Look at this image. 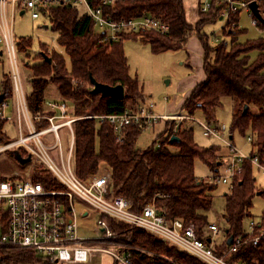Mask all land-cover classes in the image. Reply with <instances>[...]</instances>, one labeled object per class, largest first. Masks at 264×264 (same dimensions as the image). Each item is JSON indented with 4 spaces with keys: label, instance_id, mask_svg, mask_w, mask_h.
I'll use <instances>...</instances> for the list:
<instances>
[{
    "label": "trees",
    "instance_id": "16d2710c",
    "mask_svg": "<svg viewBox=\"0 0 264 264\" xmlns=\"http://www.w3.org/2000/svg\"><path fill=\"white\" fill-rule=\"evenodd\" d=\"M216 1L210 0L209 9L200 11L195 23L186 20L183 0H116L113 7H103L99 0H92V5L100 6L102 14L114 22L151 15L166 23L169 30L164 34L146 30L122 35L124 40L139 39L149 44L154 54L182 49L188 37L195 33L204 50L205 78L193 88L183 102L182 109L189 115L200 110L207 123H210L222 100L229 98L233 107L230 136L234 131L245 136L249 130L252 135L250 153L264 158V38L239 43L235 37L240 30L229 26L226 34L231 37L230 42L222 41L210 46L208 36L202 29L205 24L221 17L223 4ZM258 8L264 10V0L258 1ZM48 13L51 30L57 33L58 45L69 60V67L63 55L57 52L49 55L50 63L43 60L40 53L36 56L39 62L30 67L32 91L26 98L31 114L44 113L49 85L55 87L59 98L74 105L73 114L76 117L135 110L142 99V91L137 78L129 75L122 42L104 40L103 35L95 33L93 20L76 6L56 5L50 7ZM262 18L258 26L264 30V17ZM236 22V15H233L228 25ZM31 44L29 37L17 39L19 52L27 58L30 56L27 50ZM45 47L41 45V52L45 53ZM252 51L257 52L253 60L250 58ZM1 76L2 92L6 98H11L10 80L4 75V71ZM90 76L99 83L122 85L124 98L119 100L91 94ZM244 105L248 106L245 113ZM166 122L163 132L153 144L140 150L136 148V140L146 127L144 123L126 126L121 141H118L112 126L106 121L98 122L94 118L76 120L73 124L74 171L81 180H85L99 170L100 164H104L111 173V195L130 200L134 211H140L145 205L154 203L167 218H178L186 225L192 224L197 236L207 239L204 237V227L211 206L209 192L215 184L196 177L194 160L200 159L213 169L212 159L217 150L196 145L191 128L183 127L174 120ZM5 123L0 120V144L11 141L4 131ZM44 125L45 121L36 124L38 128ZM173 135L180 141L170 142ZM168 145L176 148V151H171ZM14 150L21 156L26 155L22 147L5 151L15 159ZM34 163L39 166L33 180L47 189H59L57 181L45 166L37 161ZM252 168L251 164L245 162L242 171L231 180L230 190L225 194L226 240L221 247H215V251L221 255L227 247L229 236L235 238L240 235L248 241L225 255V258L241 264H264V239L255 246L251 240L261 228L264 229V210L259 226H256L252 234H248L242 227V220L250 214L252 197L258 191L260 195H264V189L255 186ZM6 177L1 176L0 181ZM108 222L115 235L124 234L127 228L135 230L132 243L140 250L127 251L130 264H204L172 245L167 246L148 231L132 228L113 219H108ZM143 251L156 256H149ZM158 255L164 258L161 259ZM0 264L48 263H44L29 250L0 247Z\"/></svg>",
    "mask_w": 264,
    "mask_h": 264
},
{
    "label": "built area",
    "instance_id": "2783aa9c",
    "mask_svg": "<svg viewBox=\"0 0 264 264\" xmlns=\"http://www.w3.org/2000/svg\"><path fill=\"white\" fill-rule=\"evenodd\" d=\"M101 6L113 7L116 0H99ZM251 1L258 0H217L223 4L221 18H230L244 10L258 26L259 19L249 7ZM56 5L76 6L93 20L95 33L103 35L104 40H124L122 35L151 30L160 34L167 33L169 26L151 15L114 22L102 14L100 6H93L92 0H0V62L5 61L7 75L11 83V98H6L3 89V77L0 78V120L11 122L16 138L0 147V152L22 147L26 151L23 157H30L29 166L23 173H14L0 181V247H12L31 251L37 258L48 264H82L91 261L94 253L103 252L112 255L122 264H130L129 254L113 251L98 244H113L114 233L108 219L125 223L132 228L142 229L154 234L158 239L183 251L204 264H241L230 262L225 255L234 251L248 239L240 235L233 238L223 253L217 254L212 238L219 234L218 222L207 224V239L197 236L192 224L186 225L181 219L167 218L154 203L145 205L140 211L132 209V202L125 197L111 195L109 186L111 173L103 166L81 180L73 168L74 131L73 124L80 118H94L106 121L112 126L116 140L121 141L123 131L130 124L146 125L161 119L174 121L191 120L203 128L205 136H213L223 142L230 151L224 174L214 176L216 182L228 183L239 174L245 162L264 172V158L258 154L245 153L237 148L225 136L226 126H211L189 115H157L148 107L138 104L135 110H125L117 114L76 117L74 105L61 98L48 99L44 103L43 114H31L21 75L13 22L15 17L29 13L32 20L39 16L49 18L50 7ZM210 0H205L200 8L205 12ZM259 13L264 17V10ZM24 65V63H23ZM76 83V81H73ZM9 112V113H8ZM45 125L37 127V122ZM177 124L174 128L176 131ZM65 129L67 144L62 146L60 130ZM251 144L252 135L246 137ZM37 161L53 175L61 189H47L43 184L32 181L30 166ZM213 181V182H214ZM84 205L78 214L75 203ZM78 218H97L92 239H82L77 234ZM259 222H250L246 232L252 234ZM209 239V241H208ZM264 239L261 228L251 240L255 246Z\"/></svg>",
    "mask_w": 264,
    "mask_h": 264
},
{
    "label": "rangeland",
    "instance_id": "374dc122",
    "mask_svg": "<svg viewBox=\"0 0 264 264\" xmlns=\"http://www.w3.org/2000/svg\"><path fill=\"white\" fill-rule=\"evenodd\" d=\"M203 3H205V0H183L186 20L189 23H195V21L198 19L200 8L203 6ZM236 21V23H231L228 25L229 19L224 17L217 18L215 21L205 24L203 26L202 32L208 36V44L210 46H215L222 41L230 42L231 37L226 34V31L229 30V26L231 29L233 28L235 30H240V32L236 34L235 37L236 41L239 43H244L246 41H251L258 38H264V30L252 23V19L246 11L241 10L238 14H236ZM13 27L16 39L22 37L31 38L32 44L27 50L30 56L27 58L24 56V54L18 55L21 75L24 78V82L26 83L25 90L27 93H31L32 91L30 83L32 71L30 67L33 64L39 62V59L36 56L41 52V45L46 46L45 53L48 56L53 52L63 55L65 62L69 67V60L65 56L63 49L58 45L57 33L51 30L50 22L46 17L40 15L37 20H32L29 13L26 12L21 16L18 15L15 17ZM194 36L198 38L196 34H194ZM120 41L123 44V50L127 57L129 75L131 77H136L141 87L142 99L138 102V104L140 103L146 105L147 107L152 104V111L157 115H167L172 113H175V115H189L187 111L182 109L181 102L186 93L185 88L182 87H184L187 79L195 77L199 73L196 72L197 69L195 65L190 63L186 51L182 49L175 51L168 50L154 54L151 52L149 44L144 43L139 39H127ZM256 55L257 52L252 51L250 54L251 60H253ZM27 65H29V68ZM6 70L7 65L5 61H3L0 64V78L2 72H5ZM46 95L60 97L53 85H49L47 87ZM232 111V101L229 98H224L222 100L221 106L216 109L215 117L212 121H210V123H207L203 113L200 110H195L194 113L190 114L189 116H192L196 120L205 122L211 126H221L224 124L227 128L225 131V136L229 139V128L232 120ZM166 121V119H161L146 125V127L141 130L137 137L136 148L144 150L151 146L153 141L157 139L159 134L163 132L165 124L167 123ZM176 123H181L183 127L191 128L193 140L199 147H213L217 150L214 153V159H212L213 169L207 166L206 163L200 159L194 160V174L196 177L213 182L214 176L223 175L224 169L226 167L225 165L229 160V148L217 138L213 136H205L203 134V128L194 121L182 120L176 121ZM4 131L10 140L16 138V131L14 125L11 122L5 123ZM246 133L249 135L250 131L248 130ZM60 134V139L62 140L61 144L62 146H65L68 140L65 129L60 130ZM232 135L233 140H231V142L241 151L249 153L251 146L246 141L247 135H241L237 131H234ZM5 144H0V147L4 146ZM156 145L157 143H155V146ZM169 149L171 151H176V148L174 147L169 146ZM7 152L8 151L5 150L0 152V177H14V173L21 174L29 168V166L17 163L14 158H11L7 154ZM34 161L30 166V178L32 181H35L33 180V176L39 166V164L34 163ZM103 166L104 164H100V167ZM252 176L255 179V186L258 189H264V172L258 170L256 167H253ZM213 183L215 184V187L209 192V195L211 196V206L207 212V224L218 222L220 232L218 235L212 238V241L215 246L219 248L225 243L226 240L227 225L224 219L226 205L225 194L229 192L231 182L229 181L228 183H222L214 181ZM59 189H61V187ZM258 192H256V194L252 197V204L249 209L250 214L245 216L242 220V227L244 230H247L250 222H260L261 213L264 210V195L257 194ZM83 208L84 205L81 203H75V209L78 214ZM96 221L97 218H78V236L82 239L95 238L97 234L93 232L92 228ZM207 224L204 227V236L209 235ZM134 231V229L129 230V228H127L124 234H114V237L111 241L113 244L108 245L107 243L98 245L121 253H128V250H140L132 243L133 237L135 235ZM158 240L160 241V239ZM165 244L170 246L166 242ZM143 252L152 257L156 256L154 253L146 251ZM161 257L163 256H159V258Z\"/></svg>",
    "mask_w": 264,
    "mask_h": 264
},
{
    "label": "crops",
    "instance_id": "0c3cea01",
    "mask_svg": "<svg viewBox=\"0 0 264 264\" xmlns=\"http://www.w3.org/2000/svg\"><path fill=\"white\" fill-rule=\"evenodd\" d=\"M194 34L195 33H193L190 37H188L182 50L186 51L187 57L190 63H192V65H195L197 69L196 72L199 74L195 77H191L190 79L186 80L184 87H182V88H185L186 93L184 95V98L182 99L181 105L183 104L185 99L189 96L193 88L198 83L203 81L205 78L204 71H203L204 50H203L202 44L200 43V40L196 38ZM50 98L54 99V98H59V97L46 95V100ZM167 115H175V113L167 114ZM229 139L233 140V135L229 136ZM82 264H122V263H120L118 260H116L112 255L108 253L96 252L94 253V257L91 259V261L87 263H82Z\"/></svg>",
    "mask_w": 264,
    "mask_h": 264
},
{
    "label": "water",
    "instance_id": "95a60500",
    "mask_svg": "<svg viewBox=\"0 0 264 264\" xmlns=\"http://www.w3.org/2000/svg\"><path fill=\"white\" fill-rule=\"evenodd\" d=\"M249 7L252 10L253 14L259 19L262 20V16L259 13L258 10V5L256 3V1H251L249 3ZM221 18V17H220ZM43 60H45L46 62L50 63L51 62V58L44 52H40ZM90 84H91V94H100L102 97H111L114 99H123L124 98V88L122 85H115V86H110L107 84H103V83H99L97 82L93 77L90 76ZM3 94H0V101L2 100ZM248 106L244 105L243 107V113L246 112ZM170 142H179L180 139L173 135L170 137ZM14 157L16 159V161L21 164V165H25L27 163H29L31 161L30 157H23L21 156L17 150H14ZM257 194H260V192H258ZM209 241V239H208ZM233 241V237L229 236L228 241H227V245H230Z\"/></svg>",
    "mask_w": 264,
    "mask_h": 264
}]
</instances>
